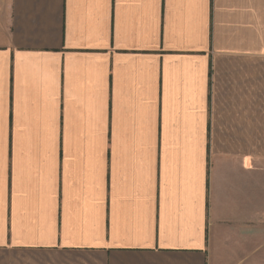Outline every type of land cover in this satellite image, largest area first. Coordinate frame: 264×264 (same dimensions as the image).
Returning a JSON list of instances; mask_svg holds the SVG:
<instances>
[{"label": "crops", "instance_id": "crops-1", "mask_svg": "<svg viewBox=\"0 0 264 264\" xmlns=\"http://www.w3.org/2000/svg\"><path fill=\"white\" fill-rule=\"evenodd\" d=\"M0 264H264V0H0Z\"/></svg>", "mask_w": 264, "mask_h": 264}]
</instances>
